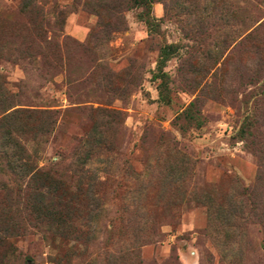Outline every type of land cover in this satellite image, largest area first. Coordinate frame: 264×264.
<instances>
[{"label":"rangeland","instance_id":"rangeland-1","mask_svg":"<svg viewBox=\"0 0 264 264\" xmlns=\"http://www.w3.org/2000/svg\"><path fill=\"white\" fill-rule=\"evenodd\" d=\"M147 1L0 0V264H264V0Z\"/></svg>","mask_w":264,"mask_h":264},{"label":"trees","instance_id":"trees-1","mask_svg":"<svg viewBox=\"0 0 264 264\" xmlns=\"http://www.w3.org/2000/svg\"><path fill=\"white\" fill-rule=\"evenodd\" d=\"M151 2V1H150ZM149 2V3H150ZM147 3H148V1L147 0H134V4L135 5H138V6H145V5H147ZM151 4V3H150ZM101 27H105V25H101ZM54 33H56L55 31H54ZM54 37H53V40H50L49 42L48 41H46V44H53V41L56 39V35L54 34L53 35ZM66 39V38H65ZM45 44V45H46ZM44 45V46H45ZM43 46V47H44ZM84 46L85 45H82V44H80L79 45V47H80V50L82 49V48H84ZM177 50H178V48H177V46L176 45H174V44H168V45H166V46H164L163 48H162V50H161V55H160V60H159V62H158V70L160 71V73H162L163 72V70H164V68H165V66L167 65V63L169 62V60L171 59V57L177 52ZM133 84H132V89H135L136 87H137V85L136 84H134V82H132ZM163 95V94H162ZM13 106H12V104H9L8 106H7V108H5L4 110L5 111H8L9 109H11ZM113 114H117L116 112H114ZM189 117H190V119H194L193 118V115H188ZM21 161L22 162H24V163H26V165H29L30 163H29V161H30V159H25V158H22L21 159Z\"/></svg>","mask_w":264,"mask_h":264}]
</instances>
